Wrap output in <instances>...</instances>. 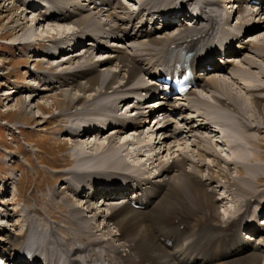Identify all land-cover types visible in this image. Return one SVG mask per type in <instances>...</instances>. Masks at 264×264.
Listing matches in <instances>:
<instances>
[{
  "label": "bare ground",
  "instance_id": "bare-ground-1",
  "mask_svg": "<svg viewBox=\"0 0 264 264\" xmlns=\"http://www.w3.org/2000/svg\"><path fill=\"white\" fill-rule=\"evenodd\" d=\"M39 1L49 6L40 10ZM128 1L138 10L122 0H16L22 16L37 8L29 25L13 21L14 41L33 47L36 42L37 48L30 55L35 81L25 78V105L61 92L69 117L61 133L70 138L72 155L63 163L70 167L59 169L62 187L50 194V205L64 209L59 217L26 204V231L18 234L8 227L15 224L14 210H0V264H36L40 258V264H264V221L254 225L257 213L264 214V160L258 151L264 129V0ZM224 4L240 14L235 30ZM5 5L0 3L5 12L15 8ZM189 8L191 24L177 19L186 18ZM249 31L254 36L240 41ZM45 38L52 44L42 49ZM95 43L108 44L100 62ZM41 58L51 66L40 70ZM177 63L205 67L197 75L198 89L175 101L156 98L158 77ZM224 73L228 81L216 75ZM18 92L14 87L5 94ZM134 98L138 104L131 103ZM174 111L180 119L174 120ZM149 118L155 123L144 131ZM216 133L222 140H214ZM184 134L194 138L193 147L184 144ZM218 142L231 158L218 151ZM220 188L225 191L217 199ZM144 199L140 209L136 204ZM242 227L251 234L242 237Z\"/></svg>",
  "mask_w": 264,
  "mask_h": 264
},
{
  "label": "rangeland",
  "instance_id": "rangeland-1",
  "mask_svg": "<svg viewBox=\"0 0 264 264\" xmlns=\"http://www.w3.org/2000/svg\"><path fill=\"white\" fill-rule=\"evenodd\" d=\"M122 1L127 3L130 8L138 9V4L134 1ZM0 3L2 7L5 4V6H8L10 3L15 7L10 12H5L3 8H0V95L4 90L10 93L14 87L19 91L18 93L8 94L13 95L9 103L3 96H0V210H3L5 205L14 210L13 222L15 224H9L8 227L12 229L13 233L23 234L26 227L24 222H21L23 219L22 209L26 204L32 208H42L46 212H48V209L52 210V214L58 217L62 214L64 209L50 205V194L52 189H59L63 185V178L59 176V169L63 170L70 167L63 163H65L68 156L71 157L70 155H72V143L70 138L61 133L64 130L65 123L69 121V117L63 114L66 112L64 110L66 105L61 92H53L48 96L35 98L30 102V108L25 105V101L30 99L27 93V88L30 85L25 81V78H34L31 74L34 70L35 61L30 56L33 53V49L30 48L33 44L18 45L14 41L18 36V32L14 29L13 21L20 18V23L29 25L27 19H30L32 14L35 13H31L28 8L22 16L23 7L16 0H1ZM227 7L229 6H226V9ZM41 25L42 27L47 26L46 23H41ZM40 26L37 30L41 28ZM68 30L73 31L74 29L69 26ZM248 34H244L241 41L245 36L254 33ZM50 44L52 43L49 39L45 38L42 49ZM24 57L29 59V62H26V59L22 60ZM62 58L61 56L59 61ZM43 59L41 58L37 63L40 70L51 66L45 63ZM24 63L25 65H23ZM216 75L223 77L225 81H228L230 77L227 76V73ZM32 81L34 82L35 79H32ZM37 104L42 105L41 109L37 107ZM173 115L175 118L180 116L176 113H173ZM149 124L152 126L151 122ZM126 134H124L126 136L122 135V138L129 137L130 134ZM183 139L184 144L186 142L193 147L194 138L184 137L182 141ZM84 140L89 141L90 139L85 138ZM214 140L222 139L216 133ZM260 140L261 144L258 151L260 152V158L264 160V129L261 131ZM178 147L180 146L174 147V150ZM216 148L225 158L232 157L224 143L216 144ZM130 149L132 148L130 147ZM163 156H166V153ZM212 158H207V161L211 164L213 163ZM260 163L264 166V161H260ZM241 170L240 176H245L246 172L244 169ZM210 172L206 166L203 167L204 176H209ZM230 173L236 175L234 165ZM259 176H262L260 182L264 183V171H261ZM216 185H220L218 181ZM16 186L18 187L17 190ZM224 191L222 188L218 190L217 199H219V194H223ZM231 199L226 200L225 198L229 202ZM218 204L219 210L223 211L224 207L221 208V202ZM230 204L232 203L230 202ZM260 250L264 251V247H260ZM5 263L9 264V261Z\"/></svg>",
  "mask_w": 264,
  "mask_h": 264
}]
</instances>
